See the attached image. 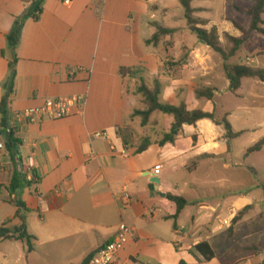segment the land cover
Instances as JSON below:
<instances>
[{
	"label": "crops",
	"instance_id": "crops-1",
	"mask_svg": "<svg viewBox=\"0 0 264 264\" xmlns=\"http://www.w3.org/2000/svg\"><path fill=\"white\" fill-rule=\"evenodd\" d=\"M38 1L0 0V102L11 78L13 60L6 36L19 21L9 112L74 95L86 96V103L80 113L73 111L61 120L44 119L15 131L21 141L16 160L6 146L0 153V227L19 228L22 213L25 230L34 238L30 244L2 241L0 264H83L113 239L121 223L133 228L136 236L118 252L115 264H212L217 259L215 254L205 262L195 247L207 242L213 251L214 237L225 228L230 231L221 222L250 207L232 230L244 221L258 205L252 189L240 195L233 193L229 199L220 196L222 200L212 201L211 195V203L204 204L201 199L185 198L186 190L195 184L169 185L161 174L169 165L176 172L197 170L202 161L215 158L209 162L206 180H216L213 165L222 155L230 154V142L244 131L229 123L239 136L227 139L222 125L201 120L195 126L183 125L173 143L161 146L173 118L153 113L143 126L140 117H132L135 110L144 108L136 88L141 81L151 84L156 79L161 85V103H183L188 111L213 113L217 121H227L233 99L244 97L243 87L252 93L256 79H243L236 93L229 91L223 61L215 60L212 50L189 31L178 0H71L68 5L65 0H43L42 11L34 19L31 7ZM240 1L228 6L226 2L219 19L213 21L200 17L212 11L209 0L191 2V8L197 10L194 17L206 22L202 28H216L223 49L231 47L224 34L233 38L242 35L232 21L244 29L250 26L247 11L253 1L244 7ZM241 15L247 16V26L239 22ZM157 28L173 33L152 41ZM243 60L245 64L232 65L264 69V51L256 58L245 54ZM121 68L137 71L121 79ZM248 80L252 82L246 83ZM216 99L226 112L221 119L215 115V106L205 109ZM103 130L110 133L115 152L105 142L90 139L91 133ZM0 142L5 145L1 128ZM124 147L130 149L129 158L118 155ZM90 152L97 157L89 160ZM26 158L33 161L37 187L21 184L10 193L12 178L21 173ZM156 166H160L158 171ZM221 167L229 169L228 165ZM218 184L223 186L222 181ZM124 187L132 199L128 207L119 201ZM35 190L44 199L45 208L38 204ZM167 194L188 201L175 220L171 218L176 206L166 199ZM15 201L23 204L22 211ZM218 264L225 263L218 259ZM230 264L251 263L243 257Z\"/></svg>",
	"mask_w": 264,
	"mask_h": 264
},
{
	"label": "rangeland",
	"instance_id": "rangeland-1",
	"mask_svg": "<svg viewBox=\"0 0 264 264\" xmlns=\"http://www.w3.org/2000/svg\"><path fill=\"white\" fill-rule=\"evenodd\" d=\"M252 1L254 5V0ZM226 2L228 6L232 3L235 4L237 0H209L207 5L212 8V11L202 14L200 17L211 21L219 19L217 17ZM239 3L244 7L249 4V0H241ZM246 19V15L239 17L242 26H247ZM262 19H264V14ZM251 36V41L245 43L238 53L229 59L228 64H245L243 60L245 54L256 58L260 51H264L262 50L264 35L254 32ZM225 42L227 43V41ZM210 52L215 60L223 61L219 54ZM247 82H252V80ZM253 82H257V85L252 93L247 91L248 87H243L241 92L244 97L239 101L233 99L230 104L232 110L228 111L230 114L227 116V121L237 131L244 132L230 142V154L222 155L221 161L217 160L213 165L216 180L210 182L206 180L209 162H213L215 158L202 161L197 170L176 172L173 171L172 165H169L164 168L163 174H161L169 185L195 184L194 188L186 190L185 198L201 199L204 204H210L212 197V201L221 199L220 196L229 199L233 193L240 195L244 192L249 193L248 191L252 189L251 195L254 197V202L258 201L257 207L248 213L244 221L235 226L234 231H227L225 228L214 237L212 248L217 259L212 264H218V259H221L225 264H230L235 259L243 257H248V262L251 264H264V197L260 188L261 185H264V147L259 152L251 153L245 157L247 150L264 137V125L262 124L264 122V84L256 80ZM218 103L217 99L210 101L205 105V109L211 110L212 106H215V115L221 119L226 112L223 107H218ZM154 114L161 116L160 113ZM222 165H228L229 169H221ZM218 181H222V187L219 186ZM173 193L178 195L174 190ZM211 195L212 197H210ZM259 245L261 246L259 247Z\"/></svg>",
	"mask_w": 264,
	"mask_h": 264
},
{
	"label": "trees",
	"instance_id": "trees-1",
	"mask_svg": "<svg viewBox=\"0 0 264 264\" xmlns=\"http://www.w3.org/2000/svg\"><path fill=\"white\" fill-rule=\"evenodd\" d=\"M43 0H39L36 5L31 7L32 17L37 19L36 14H40L42 9L40 4ZM194 0H178L184 11V18L187 23V27L189 31L196 36V38L209 47L213 52L219 54L223 59V71L225 76L229 82V91L231 93H236L241 87V82L243 79H256L262 84H264V69L248 67L244 65H229L226 62L235 55L237 50L241 45L248 41L250 34L252 32H257L261 35H264V21L262 19V15L264 14V0H254L253 7L247 11V14L251 18L250 26L247 29L242 28L236 22L232 21L233 26L241 32V37L233 38L227 34H224V38L231 45V47L226 50L223 49L221 43L219 41V36L216 28H211L210 30H205L202 27L206 25L204 20H200L194 17V14L197 10L191 8V2ZM172 30H163L161 28H157L156 34L152 37V41H157L160 35L163 34H171ZM20 37V22L16 21L14 23L13 29L6 36V46L9 51H11L13 55V60L10 64L11 69V78L9 80V84L6 86V93L3 96L0 102V115L1 122L0 128L1 132L5 137V146L6 150L9 152L12 159L16 160L17 157V149L21 145V141L17 139L14 135L13 131L6 132L8 128V123L10 120V112H9V97L12 93V84L15 76V64L17 61L16 49L18 45ZM136 68H121L119 70V76L121 79H125L126 77L133 76L136 73ZM136 93L139 94L142 98V103L144 108L142 110H135L132 114V117L138 116L141 118V124L144 126L146 122L149 120V117L153 113H160L162 115L171 116L173 118V123L168 133L163 135V139L159 143L161 146L166 143H173L175 138L179 134L183 125L187 126H195L198 121L201 120H209L215 125H222L226 131L227 139H234L239 136V133H234L226 121L223 118L221 121H217L213 113H205L199 110L188 111L183 103L178 106H173L160 102V93H161V85L158 80L154 79L151 84H146L144 81L139 82ZM211 95L206 96L208 99ZM194 139V137H193ZM264 146V138L258 141L255 145L249 148L246 152V156L251 153L259 152ZM143 148H140L138 151L141 152ZM21 184H26L24 181V176L22 173H18L13 176L12 181L9 186L10 193H15L16 190L20 187ZM30 186V185H28ZM260 188L264 194V185H261ZM166 199L170 202L174 203L176 206V213L172 216L171 219L175 220L181 210L188 205V201H186L182 197H176L172 195H166ZM15 204L20 209L23 210L24 206L21 202L15 201ZM250 210V207H245L242 209L231 221L230 231L232 227L241 220V218ZM19 220L21 222V226L15 229H9L6 226L0 227V243L2 241H22L27 244L34 239L32 236L28 235L25 226H24V215L19 214ZM198 255L205 261L209 262L214 259V253L211 250L210 246L207 242H202L198 244L194 249ZM93 254L89 255L83 264H86L89 258ZM179 264H185L184 262H179Z\"/></svg>",
	"mask_w": 264,
	"mask_h": 264
},
{
	"label": "built area",
	"instance_id": "built-area-1",
	"mask_svg": "<svg viewBox=\"0 0 264 264\" xmlns=\"http://www.w3.org/2000/svg\"><path fill=\"white\" fill-rule=\"evenodd\" d=\"M103 2L105 0H102ZM71 0H65L64 4H70ZM38 15V14H36ZM73 74V71L70 72ZM86 103V96L74 95L69 97H58L55 99H46L43 104L39 107L29 108L22 111L10 113V120L6 132L17 131L24 126L29 124L39 123L44 119L49 120H61L76 111L80 113L83 106ZM118 132V129L115 130ZM90 139L93 141L105 142L110 151L115 152V148L112 145L110 133L108 131H95L90 134ZM5 150V145L0 142V153ZM118 155L123 158H129L130 149L127 147L122 148ZM97 155L94 152H90L88 159H95ZM18 163L21 164L19 161ZM21 173L24 176V181L27 185L36 189L38 184V178L35 173V167L31 158H26L24 165L21 164ZM155 171L160 169V166H156ZM34 195L37 198L38 204L45 208V201L42 196L39 195L37 190L34 191ZM119 201L122 207H128L132 203V199L126 190V187L120 193ZM232 220H223L222 226H231ZM135 231L133 228L126 226L121 223L113 237V239L100 247L93 255L89 258L86 264H115L118 252H120L128 241L135 239Z\"/></svg>",
	"mask_w": 264,
	"mask_h": 264
},
{
	"label": "water",
	"instance_id": "water-1",
	"mask_svg": "<svg viewBox=\"0 0 264 264\" xmlns=\"http://www.w3.org/2000/svg\"><path fill=\"white\" fill-rule=\"evenodd\" d=\"M29 248L31 249V247L29 246Z\"/></svg>",
	"mask_w": 264,
	"mask_h": 264
}]
</instances>
